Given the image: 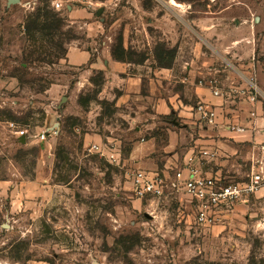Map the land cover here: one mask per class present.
Wrapping results in <instances>:
<instances>
[{
	"label": "rangeland",
	"instance_id": "rangeland-1",
	"mask_svg": "<svg viewBox=\"0 0 264 264\" xmlns=\"http://www.w3.org/2000/svg\"><path fill=\"white\" fill-rule=\"evenodd\" d=\"M52 1L0 0V181L33 178L44 164L53 185L36 213L26 209L16 220L0 213V264H264V187L242 199L248 197V203L235 228L228 224L232 216L224 229L179 222L172 200H161L160 210L148 201L142 207L135 203L129 189L137 168L128 160L135 139L130 110L116 107L112 95L103 92V74H91L97 85H89L82 67H69L54 55L53 63L29 55L24 21L45 5L64 19V48L73 37L87 42L84 19L56 9ZM229 1L101 0L94 7L103 10L99 16L94 10V17L103 19L113 42L127 37L136 64H158L160 50L166 55L163 63L172 52L174 64L190 56L191 17ZM234 1L253 3L254 13L264 14L261 0ZM233 11L245 14L240 7ZM49 116L59 123L51 133L50 157L37 142L40 133L54 127H46ZM91 132L102 137L98 145L107 155L109 147L120 150L116 161L91 150L94 143L85 137ZM261 171L264 167L252 173Z\"/></svg>",
	"mask_w": 264,
	"mask_h": 264
},
{
	"label": "crops",
	"instance_id": "crops-1",
	"mask_svg": "<svg viewBox=\"0 0 264 264\" xmlns=\"http://www.w3.org/2000/svg\"><path fill=\"white\" fill-rule=\"evenodd\" d=\"M94 4L92 7L78 1L70 4L71 16L84 19L87 42L74 40L63 61L72 68L82 67L89 85H92L93 71L102 70L103 92L112 95L116 107L130 110L127 116L129 122L135 124L136 136L128 154L132 165L151 173L159 172L168 180H173L177 172H183L184 178L189 177V166L196 165L201 175L216 176L223 182L244 180L245 174L249 176L264 167V59H260L264 56V14L256 15L253 3L230 0L219 10L197 11V15L191 17L194 40L190 56L177 59L172 66L135 64L112 57L113 38L106 34L103 19L94 17V10L99 8ZM236 7L245 14H234ZM127 46L126 37L124 47ZM179 55L182 56L181 51ZM251 74L258 77L260 87L255 103L234 92L225 97L215 96L207 81L215 79L223 92H232L233 88L248 87ZM199 103L216 108V126L200 120L195 108ZM163 116L170 117L163 119ZM49 117L51 122L46 125L47 129L54 126L52 116ZM231 124L244 127V131L230 130ZM160 126L167 128L168 135L167 142L161 146L152 135ZM47 137L49 139L37 142L50 157L51 133ZM85 137L90 144L97 145L102 138L93 132ZM52 190L44 164L38 165L33 178L0 181V213L10 220H16L26 209L36 213L37 206L51 197ZM247 198L235 204L228 223L230 228H235L243 218ZM161 200L174 202L179 222L194 225L195 206L183 188H168L161 197L134 199L139 207L148 201L147 204L150 202L149 205L158 206L159 210ZM224 228L223 224L211 227L212 230Z\"/></svg>",
	"mask_w": 264,
	"mask_h": 264
},
{
	"label": "built area",
	"instance_id": "built-area-1",
	"mask_svg": "<svg viewBox=\"0 0 264 264\" xmlns=\"http://www.w3.org/2000/svg\"><path fill=\"white\" fill-rule=\"evenodd\" d=\"M72 1L82 2L88 7H92L94 3L88 0H53L51 3L58 10L68 9ZM212 88L215 96L225 97L228 94L236 93L238 96H243L249 102L255 103L260 96V87L256 80L255 74L249 77L248 87L233 88L232 92H223L221 87H218V81L215 79L207 80ZM200 80L199 83L203 84ZM200 115V120L206 125L216 126L217 111L211 105L199 103L196 107ZM14 126V123H11ZM230 130L244 131V127L231 124ZM54 134V130H47L39 135V140H45L47 134ZM111 152L107 155L105 147L94 144L91 150L101 155H107L108 159L116 161L120 156L118 148H111ZM190 175L187 178L183 177V172H177L173 180H168L159 172L151 173L143 168H136L131 175L132 189L137 197H161L166 193L168 188L185 189L192 197L195 206L194 224L199 227L209 228L210 226L225 224L226 219L233 213L235 204L241 201L246 196L255 194L258 190L264 187V174L251 173L247 180L235 182H223L221 178L216 176H203L198 166H189Z\"/></svg>",
	"mask_w": 264,
	"mask_h": 264
},
{
	"label": "trees",
	"instance_id": "trees-1",
	"mask_svg": "<svg viewBox=\"0 0 264 264\" xmlns=\"http://www.w3.org/2000/svg\"><path fill=\"white\" fill-rule=\"evenodd\" d=\"M65 10L68 9L65 8ZM63 22L64 19L59 15V13L51 9L48 5H45L44 7H38L37 9L28 14L24 21L23 33L26 35V41L31 45L29 55L34 61L53 63L55 61H53L52 55H54V57H57L58 59L65 57L68 47L64 48V43L61 40V36L64 35V33L60 31V27L63 25ZM71 39L72 41L73 39L79 40V38L76 37H73ZM111 54L112 57H114L118 61H127L136 64V61H134L132 57H130L131 53L129 51V48L124 47L122 37L119 38L116 43H112ZM155 55L157 56L156 59L159 60V63L157 65H173L172 61L174 56L172 52H170V55L167 56L169 57V61L167 63H163V60H165L166 55H163L162 50L158 51ZM137 64L142 63L139 62ZM93 73H97L99 75L103 74L105 79V75L102 70L93 71ZM90 82L94 86L97 85L95 84L93 77L90 78ZM169 117L163 116L162 118L169 119ZM152 135L153 137H156L159 146L167 142V128L164 126H160L159 128L155 129Z\"/></svg>",
	"mask_w": 264,
	"mask_h": 264
},
{
	"label": "water",
	"instance_id": "water-1",
	"mask_svg": "<svg viewBox=\"0 0 264 264\" xmlns=\"http://www.w3.org/2000/svg\"><path fill=\"white\" fill-rule=\"evenodd\" d=\"M18 2H20V0H9V4H15V3H18ZM68 9H70V8H68ZM102 10H103L102 7H99V8H98V10H97V15H98V16H99V14H101ZM58 125H59V123L56 122V123L54 124V127L51 128L50 130H55V127L58 126ZM22 140H23V141L25 140V137H24V136H22L21 141H22ZM3 225H4V224H3Z\"/></svg>",
	"mask_w": 264,
	"mask_h": 264
}]
</instances>
